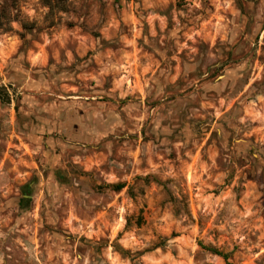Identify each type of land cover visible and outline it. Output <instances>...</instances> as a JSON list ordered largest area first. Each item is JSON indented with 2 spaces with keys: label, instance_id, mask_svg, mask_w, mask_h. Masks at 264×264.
I'll list each match as a JSON object with an SVG mask.
<instances>
[{
  "label": "rangeland",
  "instance_id": "1",
  "mask_svg": "<svg viewBox=\"0 0 264 264\" xmlns=\"http://www.w3.org/2000/svg\"><path fill=\"white\" fill-rule=\"evenodd\" d=\"M47 1L0 0V264H264V0Z\"/></svg>",
  "mask_w": 264,
  "mask_h": 264
},
{
  "label": "crops",
  "instance_id": "2",
  "mask_svg": "<svg viewBox=\"0 0 264 264\" xmlns=\"http://www.w3.org/2000/svg\"><path fill=\"white\" fill-rule=\"evenodd\" d=\"M121 232H122V230L118 231L115 235H112V238L116 239L122 245L123 249L127 250L129 248H132L133 244H134L132 239L130 237H126V236H124L123 238H120Z\"/></svg>",
  "mask_w": 264,
  "mask_h": 264
},
{
  "label": "trees",
  "instance_id": "3",
  "mask_svg": "<svg viewBox=\"0 0 264 264\" xmlns=\"http://www.w3.org/2000/svg\"><path fill=\"white\" fill-rule=\"evenodd\" d=\"M47 6H49L50 8H51V6H52V3H51V1H47L46 3H45ZM124 188V185H118L117 187H116V190H118V191H120V190H122ZM212 253L213 254H215V255H217V256H220V257H223L225 260H227L228 259V256L227 255H224L222 252H220V251H212Z\"/></svg>",
  "mask_w": 264,
  "mask_h": 264
}]
</instances>
